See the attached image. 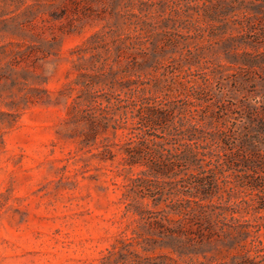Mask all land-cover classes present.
<instances>
[{"label": "rangeland", "instance_id": "374dc122", "mask_svg": "<svg viewBox=\"0 0 264 264\" xmlns=\"http://www.w3.org/2000/svg\"><path fill=\"white\" fill-rule=\"evenodd\" d=\"M227 2L0 0V264H264V209L236 205L250 197L244 138L257 134L264 154V21L249 36L230 20L242 8L210 16ZM128 89L170 101L175 117L195 109L213 146L226 132L239 153L212 201L236 188L228 223L248 235L207 237L195 219L172 241L125 209L123 184L145 168L124 163L114 128Z\"/></svg>", "mask_w": 264, "mask_h": 264}, {"label": "trees", "instance_id": "16d2710c", "mask_svg": "<svg viewBox=\"0 0 264 264\" xmlns=\"http://www.w3.org/2000/svg\"><path fill=\"white\" fill-rule=\"evenodd\" d=\"M207 7L212 8L210 16L228 15L242 8V19L230 20L245 29L244 34L249 36L256 25L252 19L264 21V0H229L223 5ZM263 27L260 24V28ZM242 54L245 58L240 68H251L256 64L249 58L250 52ZM137 91L128 89L124 91V97L119 93L115 95V99L122 103L120 106L124 108V117L115 120L114 128L124 129L128 137L123 161L129 167H145L123 184L125 209L143 220L158 236L172 241L186 234L195 219L206 222L203 228L207 237L248 235V230L231 224L236 219L233 215L235 210L227 204L236 188L228 189L225 204L212 201L214 197H223L218 193V178L223 176L225 170L232 168V157L239 153L228 148L226 132L220 129L223 144L218 142L213 146L202 137L201 133L211 134L212 131H207L199 121L194 120L192 111L195 109L190 110L189 117L183 113L175 117V109L170 101L155 96L144 97ZM257 120L259 126L264 128V114L258 116ZM256 138L257 134L244 138L251 148L242 155L244 167L238 172L240 186L248 190L250 197L241 199L236 205H256L264 209V179L260 181L264 177V154L255 148ZM250 163L255 165L250 166ZM144 197L149 198L154 207L161 203L163 206L159 209L146 208L139 200ZM226 211H229V217L225 215Z\"/></svg>", "mask_w": 264, "mask_h": 264}]
</instances>
